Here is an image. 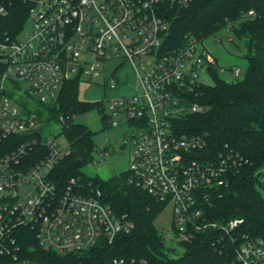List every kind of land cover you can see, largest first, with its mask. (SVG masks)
<instances>
[{"label": "built area", "instance_id": "2783aa9c", "mask_svg": "<svg viewBox=\"0 0 264 264\" xmlns=\"http://www.w3.org/2000/svg\"><path fill=\"white\" fill-rule=\"evenodd\" d=\"M15 1L27 6L31 31L24 38L22 31L15 38L0 37V264H39L19 258L17 234L23 229L31 230L45 251L67 258L111 244L132 228L98 190L82 191L74 180L60 188L51 179L68 147L43 136L38 116L45 115L42 106L52 104L67 81L89 84L102 75L105 89L117 88L123 66L133 72L139 93L101 101L100 111L109 126L130 128L128 184L170 205L178 244L208 232L219 251L222 242L229 243V264H264L263 237L242 232V219L211 217L247 161L231 151L197 154L206 146L204 138L178 129L180 120L204 111L192 96L210 84L211 66H217L193 38L177 50L162 51L168 24L161 8L191 0H0V18ZM111 62L116 66L105 72ZM229 72L240 75L237 68ZM36 146L43 155L27 161ZM95 154L102 161L107 150ZM254 177L264 200V175Z\"/></svg>", "mask_w": 264, "mask_h": 264}, {"label": "trees", "instance_id": "16d2710c", "mask_svg": "<svg viewBox=\"0 0 264 264\" xmlns=\"http://www.w3.org/2000/svg\"><path fill=\"white\" fill-rule=\"evenodd\" d=\"M249 11L253 15H248ZM160 15L168 24L162 41L165 53L183 47L191 38L203 43L222 29H230L243 41L247 68L242 77L227 81L218 75L217 66H211V83L192 96L204 111L180 120L178 129L204 138L206 146L197 154L214 156L231 151L247 161L224 190L211 217L220 222L242 219V232L264 238V200L254 177L256 173L264 175V0H191L186 6L166 4ZM26 18L27 6L20 1L12 3L9 13L0 18V37L15 38L23 30ZM1 71L0 66V74ZM79 85L78 79L65 82L55 101L42 106L45 115L38 113L39 120L59 123L68 142V154L56 164L51 179L60 188L74 180L82 191L98 190L102 201L131 222L132 228L111 244L92 248L81 257L67 258L45 251L34 233L23 229L17 234L19 258L35 259L39 264H111L113 259H122L123 264H229V243L222 242L224 249L219 251L208 232L182 243L183 252L170 256L154 226L165 205L128 184L127 171L107 180L82 173L85 165L93 163L96 146L93 132L73 117L93 108L100 110L101 101L79 100ZM102 121L104 128L109 126L106 116ZM40 149L34 147L27 161L40 158L44 152ZM170 252L174 253V249ZM10 263L14 264L12 260L7 264Z\"/></svg>", "mask_w": 264, "mask_h": 264}, {"label": "rangeland", "instance_id": "374dc122", "mask_svg": "<svg viewBox=\"0 0 264 264\" xmlns=\"http://www.w3.org/2000/svg\"><path fill=\"white\" fill-rule=\"evenodd\" d=\"M30 31L31 24L29 21H26L19 37L24 38ZM202 46L215 59L218 69H225V73H219L218 71V75L221 78L227 81L234 80L235 77L229 72L233 68L240 70V75L236 79L242 77L247 68L246 51L243 41L238 39L233 31L230 29L219 30L217 33L206 38ZM115 66V62L108 63L104 70L105 72H109ZM117 77L119 85L115 89H105L103 87L102 75L94 78L92 80L93 83L88 84L83 81L78 88L79 100L100 102L139 93L134 74L128 66L120 68L117 72ZM102 117L103 114L100 110L93 108L86 113L74 116L73 119L76 123L85 125L93 132V142L97 150H107V156L104 160L98 161L97 154H95L97 162L85 165L81 169L82 173L88 177H99L102 180H107L129 170L132 162V148L128 142L130 128L125 123L104 128ZM43 121V136L66 149L68 142L65 135L61 132V125L55 122ZM125 141L128 142L126 147L120 149L122 143H125ZM171 219V207L170 205H166L156 217L154 226L159 234L166 239L164 245L169 255L176 257L183 252V248L181 244L177 243L175 235L172 233ZM170 249H174V253H171Z\"/></svg>", "mask_w": 264, "mask_h": 264}, {"label": "water", "instance_id": "95a60500", "mask_svg": "<svg viewBox=\"0 0 264 264\" xmlns=\"http://www.w3.org/2000/svg\"><path fill=\"white\" fill-rule=\"evenodd\" d=\"M125 148V143L123 142L120 149H124ZM170 250H173V249H170Z\"/></svg>", "mask_w": 264, "mask_h": 264}]
</instances>
